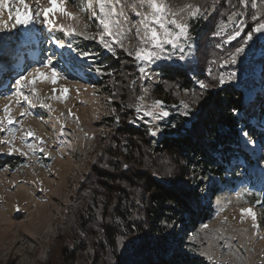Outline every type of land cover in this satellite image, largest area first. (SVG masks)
<instances>
[{"label":"rangeland","instance_id":"374dc122","mask_svg":"<svg viewBox=\"0 0 264 264\" xmlns=\"http://www.w3.org/2000/svg\"><path fill=\"white\" fill-rule=\"evenodd\" d=\"M172 2L176 3V0ZM206 2L210 16L213 14L212 0ZM225 3H228V0H225ZM44 6H47L46 3ZM69 10L73 9L69 7ZM228 14L214 26V30L219 29L222 21H227ZM7 16V12H4L3 19L7 20ZM60 19L65 25L73 24L78 31L82 28L83 22L76 25L63 17ZM239 19L244 21L241 37H245L252 20L250 18L247 22L245 15ZM177 20L183 23L187 16L178 12ZM32 27L33 25L28 29L18 27L11 34L0 32V38H11L7 44L14 41L18 42L19 46L27 44V49L30 50L22 52L27 50L18 47L8 50L7 44L2 46L4 55L0 54V57L13 60L18 58L17 56H24V60H20L26 67L17 73L15 71L20 64L13 68H4L0 63V110L8 103L2 94L6 91L7 94L11 93L14 79L21 73L27 74L32 68L39 67L40 63L50 56L54 61H61L56 67L67 79L60 81V84L68 87L70 92L64 101L49 99L52 85L37 82L35 87L38 96L33 98L35 107L31 109L33 115L21 118L20 108L12 105V115L21 121L16 127L31 129L36 136L42 137L50 156L44 158L43 154L37 153V159L31 154L28 157L16 152L9 155V146L0 145V161L5 157L11 158L10 167H0V264H152L165 260L171 253L194 259L198 264H212L208 259L209 255L217 264H264V210L248 204L245 200V197L251 194L264 197V106H260L262 111L258 112V122L250 119L245 127L246 132L251 135L245 136L242 133L233 151L225 154L226 160L229 161L222 159L216 164L224 168L225 178L234 183L233 187L222 183L218 177L201 175L198 171L182 181L176 170L171 168L174 171L171 177L174 183L180 186L187 184L197 195L196 202L203 208V212L211 209V222L191 228V221L197 215L192 212L184 213L168 205L171 210L163 220L157 224H148L143 219L140 198L133 199L137 209L131 208V198L118 201V197L110 196L109 199H104V203H95L90 199L92 195L87 193L86 187L84 188L92 167L100 162L102 150L108 143L104 140L105 136L112 133L108 121L115 118L112 126L117 127L113 100L100 86V76L95 71L81 69L85 61L76 57L75 52L67 47L56 48L49 42L48 36L57 37L65 43L71 41L73 48L80 50L98 48L106 54L110 53L96 42L84 40L80 36L65 37L63 33L54 32V29H48L50 33L45 30L36 32ZM227 31H231V28ZM213 37L220 39V46L241 39L238 37L237 40L224 43L227 38L224 32L221 37ZM240 46H243L245 51L237 57L236 63L230 61L231 56L235 54L234 50L219 64H210L205 73L208 75V69H211V72L218 73V77L223 75V85L241 90L249 102L261 91L258 79L262 65L260 61L264 59V35L256 34L247 45ZM116 51L121 50L117 48ZM41 52L43 54L39 55ZM33 54L36 55L35 59L37 56L39 59L32 61L30 56ZM163 63L181 64L178 61H162L159 65ZM149 67L158 71L156 65ZM229 72H234L235 77L228 79ZM157 83L151 82V87ZM77 88L80 89L79 94ZM172 94L176 105L186 98L185 91H178L177 88L173 89ZM41 99L51 104L53 111L49 112L47 108L41 107ZM129 104L127 108H130ZM69 109L71 116L68 115ZM166 109L170 114L180 116L176 108L171 106ZM0 116H3L2 111ZM187 118L191 119L192 115ZM61 124L64 125L63 129ZM163 124L164 122H161V127ZM131 125L147 127L142 121ZM61 131L63 135L60 134ZM20 135L21 132L17 131L11 146L27 152L28 149L21 143ZM5 138H8V133H0V139ZM121 152L126 154L124 149ZM240 152L246 155L245 160H248L249 164L237 157ZM157 163L161 164L160 161ZM17 165L20 167L14 171L13 168ZM192 171L194 170L191 169L189 173ZM236 178L238 179L234 180ZM248 207H252L256 213L258 230L252 227L251 217L246 216L243 222L241 221L240 209ZM105 213L116 216L114 223L120 227V235L114 240L113 250L109 248L107 241L101 240L102 232L93 226L99 225ZM82 225H87L86 232L80 230ZM204 225L208 227L204 228ZM142 229L146 233L157 231L160 236H152L150 244L147 239L139 242V234L144 231ZM99 244L101 247L99 253H96V246ZM151 247L152 252H147L146 248ZM142 252L146 253L141 255ZM71 256L76 258L74 262L70 260Z\"/></svg>","mask_w":264,"mask_h":264},{"label":"trees","instance_id":"16d2710c","mask_svg":"<svg viewBox=\"0 0 264 264\" xmlns=\"http://www.w3.org/2000/svg\"><path fill=\"white\" fill-rule=\"evenodd\" d=\"M200 3L203 4L205 1L200 0ZM233 4L235 0H228V3L222 0V3L217 5V11L213 12L208 20L192 21V37L198 46L194 63L159 65L158 71L163 69L162 77L153 86L152 94L155 98L163 100L166 108L176 105L172 94L174 88L178 91L189 89L199 92L201 90L195 84L196 78L215 84L216 81L205 73L206 68L212 64V61H215L214 64H219L235 50V47L242 44V40L239 39L226 46L217 47L220 39L213 37L214 26L223 20ZM259 6L264 8V0H259ZM245 17L249 22L250 16L245 14ZM252 23H249V27ZM89 51L99 53L95 67L103 65L109 71L115 72L112 77L99 75L100 86L111 98L113 92L118 93L112 100L116 116L120 117L116 128L112 126L115 118L108 121L111 124L112 133L105 136L104 140L108 143L102 150L100 162L92 167L88 181L83 185L87 193L92 195L90 199L95 203H104V199H109L110 196L118 197V201L122 198H131V208L137 209L133 204V199L140 198L143 219L148 224L150 222L157 224L163 220L167 212L171 210L168 205L187 214L195 213L197 216L191 221V228L201 223L211 222V209L202 211L203 208L196 202L197 195L190 190L187 184L176 185L173 178L165 176L161 179L154 177L152 172L160 170L163 174L169 168H173L183 181L193 172L198 171L201 175L218 177L222 183L233 187L234 183L228 182L225 178L224 168L216 164L222 159L225 162L229 161V159L226 160L225 154L233 151L240 135L242 133L251 135L245 129L249 120L253 119L256 122L259 120L258 112L262 111L260 106H264V59L260 61L262 65L258 79L261 91L251 101L247 102L242 91L230 85L213 87L204 93V98L199 104L193 105L191 119L174 115L172 112L175 111H172L167 124L164 123L162 126L163 132L156 139H152L147 134L146 126H135L128 123L135 114L132 109L126 107L131 101L129 100V89L126 87L129 81L124 78L123 74H132L133 78L137 76L136 66L131 62L132 58L121 51H116L118 58L98 48ZM3 58L2 64L11 68L10 59ZM212 75L218 78L217 72L212 71ZM137 91H139V86H137ZM172 123H175L177 127L173 129ZM122 149L126 151V154L121 152ZM237 157L246 159L243 152H240ZM10 160V157H5L0 161V167H10ZM124 164L128 165L127 169L123 167ZM19 167V165L14 166L13 170L16 171ZM191 169L194 171L189 173ZM245 200L248 204L264 210V197L260 198V195L251 194L246 196ZM118 209L117 207V212ZM117 216L119 217L120 213ZM115 217L105 213L99 225H93L102 232L101 240L107 241L111 250L114 249L115 238L120 235V227L114 223ZM262 225L264 226V222ZM86 227L87 225H82L80 230L86 232ZM139 236V242L147 239L150 244L152 236L159 237L160 235L157 231L146 233L144 230ZM100 247V244L96 246V253H99ZM152 250V247L146 248L147 252L151 253ZM70 260L74 262L76 258L71 256ZM152 264L198 263L186 256L171 253L165 260Z\"/></svg>","mask_w":264,"mask_h":264},{"label":"snow or ice","instance_id":"6c2138e0","mask_svg":"<svg viewBox=\"0 0 264 264\" xmlns=\"http://www.w3.org/2000/svg\"><path fill=\"white\" fill-rule=\"evenodd\" d=\"M10 3L12 0H0V32L11 34L18 27L28 29L30 25L40 24L45 29H54L63 33L65 37L80 36L84 40L94 41L115 58H118L117 48L126 56L131 57V62L135 64L138 75L133 78L132 74H123L124 78L129 81L126 85L131 101L129 107L135 114L128 123L144 122L147 125V134L151 137H156L163 132L161 122L166 125L171 114L166 109L163 100L154 98L151 87V82L160 81L163 69L156 71L155 68L149 66L159 67V62L162 61H178L181 64L195 62L198 46L192 37V21L199 22L201 19H209L206 0L203 4L200 3V0H176V3H173L172 0H46L47 6H44V0H34L31 5L27 0H15V3L21 7H9ZM221 3L222 0H212L213 12L217 11L216 5ZM69 7L73 10L70 11ZM4 12L8 14L7 20L3 19ZM178 12L187 16L185 22H178ZM245 14L250 16L253 23L245 37H241V32L244 31L242 27L244 21L239 18ZM57 15L75 22L76 25L83 22L82 28L78 31L73 24L57 23ZM229 28L231 31H227ZM222 32L227 37L224 43H230L239 37L243 45L252 41L256 34L264 35V8L259 6V0H235V4L229 10L227 21L221 22L219 29L213 31V36L221 37ZM48 39L56 48L67 47L75 52L76 57L85 61L81 65L82 70L95 71L100 76L112 77L115 75L114 71H109L103 65L93 67L99 53L73 48L71 41L65 43L50 35ZM219 46L217 44V47ZM244 51L243 46L235 47V54L230 58L231 63H236L237 57ZM60 56L62 58V54ZM2 62H4V58L0 57V63ZM60 62V60L54 61L51 56L48 57L40 63L39 67H34L27 71V74L21 73L18 78H15L10 94H7V91L2 94L8 103L0 110L3 112V116H0V133L7 132L8 138L0 139V145L9 146V155L16 152L28 157L31 154L37 159H39L37 153L43 154L44 158L50 156L45 148L46 142L42 137L36 136L31 129L16 127L21 121L12 115V105L15 104L20 108L21 118L33 115L31 109L35 107L33 98L38 96L35 87L37 82L52 85L49 99L64 101L70 89L60 84V81L67 79L56 67V64ZM208 75L216 81L215 84L196 78L195 84L201 91L184 89L186 98L181 99L179 105H172L180 116H189L193 111V105L200 103L205 92L225 83V77L223 75L218 78L213 76L211 69H208ZM234 77V72L228 73V79ZM137 86H139V91H137ZM76 91L79 94L80 89L77 88ZM117 95V92H113L112 98L114 99ZM111 102L112 100L109 101V103ZM39 103L49 112L53 111L51 104L45 103L43 99L39 100ZM113 111L115 112V110ZM68 115H72L70 109ZM58 120L59 118H57ZM116 122H120L119 116H116ZM60 127L63 129L64 125L61 124ZM171 127L174 129L177 125L172 123ZM17 131L21 132L20 140L22 145L28 149L27 152H22L20 148L11 146L16 139ZM60 134L63 135V131ZM244 135L248 134L244 133ZM103 167H107V165H103ZM123 167L127 169L128 165L124 164ZM152 175L161 179L165 176L171 178L174 171L169 168L162 174L160 170H154ZM246 216L251 217L252 227L258 230L259 224L256 222V213L252 207L240 209L242 222ZM203 227L207 228L208 225ZM208 259L212 264H217L212 256L209 255Z\"/></svg>","mask_w":264,"mask_h":264},{"label":"bare ground","instance_id":"6f19581e","mask_svg":"<svg viewBox=\"0 0 264 264\" xmlns=\"http://www.w3.org/2000/svg\"><path fill=\"white\" fill-rule=\"evenodd\" d=\"M27 2H28L30 5L34 3V1H31V0H27ZM44 3H46V0H44ZM13 6H15V7H21L20 5H18V4L15 3V0L12 1V3L10 4V7H13ZM49 18H50V19L52 18L51 15H50ZM56 20H57V23H61V22H62L61 19H60V17H59L58 15L56 16ZM32 29H33L34 31H36V32H40L41 30L48 31L49 33L51 32V31H49L48 29L43 28V26H41V25H39V24L33 25ZM54 32H56V30H54ZM10 39H11V38H9V37H2V38H0V54H1V56L4 55L2 46H4L5 44H7V42H8ZM19 45H20V44H18V42H15V41H14V42L8 43L6 49H8V50H15V49L18 47L19 49H23V50L26 49V50H27V51H22V52H30V50L27 49V48H28V45H27V44H25V45H23V46H22V45L19 46ZM38 45H39V44H37V49L39 50ZM38 50H36V51H38ZM33 51H34V50H33ZM55 53H56V52H55ZM243 53H244V52H243ZM243 53H242V54H243ZM39 54H40V53H39ZM23 57H24V56H21V55H20V59H21V60H24ZM30 57H31L32 61H35L36 59H38V56H37V58L35 59V57H36L35 54H33V56H30ZM25 60H26V59H25ZM26 62H28V60H27ZM30 63H31V62L29 61V64H30Z\"/></svg>","mask_w":264,"mask_h":264}]
</instances>
